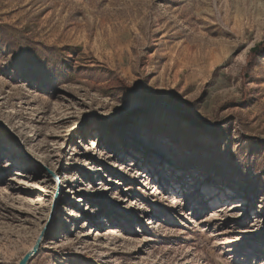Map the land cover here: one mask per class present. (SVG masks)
<instances>
[{
    "label": "rangeland",
    "instance_id": "rangeland-1",
    "mask_svg": "<svg viewBox=\"0 0 264 264\" xmlns=\"http://www.w3.org/2000/svg\"><path fill=\"white\" fill-rule=\"evenodd\" d=\"M40 239L264 264V0H0V264Z\"/></svg>",
    "mask_w": 264,
    "mask_h": 264
},
{
    "label": "water",
    "instance_id": "water-1",
    "mask_svg": "<svg viewBox=\"0 0 264 264\" xmlns=\"http://www.w3.org/2000/svg\"><path fill=\"white\" fill-rule=\"evenodd\" d=\"M41 246V239L38 240L36 246L33 248V250L31 252H29L22 260L19 264H28L30 259L35 256L38 252H39V248Z\"/></svg>",
    "mask_w": 264,
    "mask_h": 264
},
{
    "label": "trees",
    "instance_id": "trees-1",
    "mask_svg": "<svg viewBox=\"0 0 264 264\" xmlns=\"http://www.w3.org/2000/svg\"><path fill=\"white\" fill-rule=\"evenodd\" d=\"M261 48V45H257L255 48L252 49L251 54L257 55L259 50ZM191 120L197 124H202V121L199 118L193 117Z\"/></svg>",
    "mask_w": 264,
    "mask_h": 264
}]
</instances>
